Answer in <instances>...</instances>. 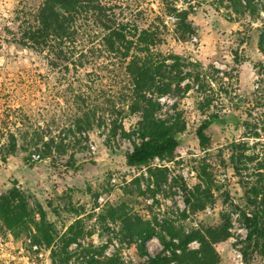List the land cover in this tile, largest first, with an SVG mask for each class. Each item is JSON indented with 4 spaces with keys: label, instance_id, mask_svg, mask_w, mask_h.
<instances>
[{
    "label": "rangeland",
    "instance_id": "1",
    "mask_svg": "<svg viewBox=\"0 0 264 264\" xmlns=\"http://www.w3.org/2000/svg\"><path fill=\"white\" fill-rule=\"evenodd\" d=\"M106 1L126 9L138 2ZM150 1L157 5V0ZM37 5V0H0V130L19 124L23 109L35 126L58 137L75 111L57 106L64 81L49 73L43 54L14 44L17 13ZM176 5L189 13L193 34L182 44L187 57L181 68L184 79L156 101L160 106L156 117L180 123L178 155L157 158L141 170L129 168L126 156L141 140L135 132L137 116H126L127 133L119 132L109 147L102 129L89 133L85 153L75 156L76 170L54 169L50 160L32 170L20 157L0 161V188L17 181L37 221L41 213L56 230L48 247L32 234L16 238L0 224V264H53L54 255L57 264H92L103 259L102 249L104 256L118 258L120 264H136L122 241L121 222L112 221V209L122 205L134 221L146 224L138 237L146 240L152 256L163 252L160 236H168L171 228L190 233L229 219L230 238L217 248L221 264H253L245 256L251 249L242 212L248 210L244 185L254 180L257 163L241 160L236 173L230 158L232 146L246 144L250 150L245 154L259 155L264 162V0H178ZM210 119L214 124L206 131L205 151L197 130ZM255 131L261 134L260 145L246 138ZM70 154L69 150L61 158L55 156L60 160ZM211 154L222 155V161H214ZM205 161L214 168V202L193 214L180 184L189 188L198 184ZM189 248L198 249L199 244Z\"/></svg>",
    "mask_w": 264,
    "mask_h": 264
},
{
    "label": "trees",
    "instance_id": "2",
    "mask_svg": "<svg viewBox=\"0 0 264 264\" xmlns=\"http://www.w3.org/2000/svg\"><path fill=\"white\" fill-rule=\"evenodd\" d=\"M37 1V6H24L17 13L14 44L45 56L49 73L60 75L64 81L57 106L75 111L56 137L52 132L44 133L27 112L19 109V124L0 130V161L20 157L32 170L41 161L50 160L54 169L76 170L75 156L85 153L89 133L102 129L109 147L119 132L127 133L126 116H137L135 132L141 140L126 156L129 168L141 170L157 158H175L181 149L177 135L182 128L179 122L170 124L156 117L160 108L156 101L184 79L181 68L187 57L182 44L193 34V28L189 13L177 7L178 0H157V5L138 0L133 9L106 0ZM169 18L176 20L170 23ZM168 48L171 51L166 53ZM261 49L264 53V47ZM213 124V119L207 120L197 130L205 151L209 144L206 131ZM246 138L258 141L256 145L262 139L257 131ZM232 148L230 161L236 173L240 172L237 165L241 160L257 163L254 180L244 185L248 210L242 212V221L251 249L246 259L264 264V162L259 155L247 156L250 149L246 144ZM235 148L241 153H235ZM69 150V157L59 160ZM210 158L222 161V155L211 154ZM213 169L205 161L198 184L193 188L180 184L185 205L193 214L206 211L214 202ZM40 218L37 221L29 210L17 181L0 188V224L14 237L32 234L37 243L41 238L50 247L56 230L41 213ZM112 221L121 222L122 241L136 264H221L217 248L230 238L229 219L190 233L171 228L169 237L160 236L163 252L152 256L147 252L146 240L140 242L138 237L145 223L134 221L124 205L112 209ZM194 242L199 244L198 249L189 248ZM66 244L67 248L69 242ZM104 252L102 249L99 253L103 259L92 264H120L118 258L104 256ZM53 264H57L55 255Z\"/></svg>",
    "mask_w": 264,
    "mask_h": 264
},
{
    "label": "built area",
    "instance_id": "3",
    "mask_svg": "<svg viewBox=\"0 0 264 264\" xmlns=\"http://www.w3.org/2000/svg\"><path fill=\"white\" fill-rule=\"evenodd\" d=\"M245 227V226H244ZM246 231H247V229H246V227L244 228ZM236 254H237V256H238V258H242V255H241V253H239L238 251H236Z\"/></svg>",
    "mask_w": 264,
    "mask_h": 264
}]
</instances>
